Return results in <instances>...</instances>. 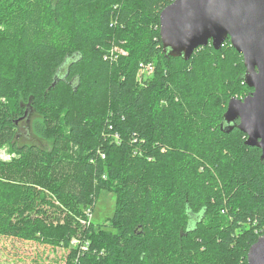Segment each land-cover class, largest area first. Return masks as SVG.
Instances as JSON below:
<instances>
[{
  "label": "trees",
  "instance_id": "trees-1",
  "mask_svg": "<svg viewBox=\"0 0 264 264\" xmlns=\"http://www.w3.org/2000/svg\"><path fill=\"white\" fill-rule=\"evenodd\" d=\"M172 1L0 0V148L15 153L0 159V251L32 264H248L264 231L261 149L221 130L250 89L244 59L229 39L166 57L157 18ZM141 62L154 66L147 85ZM26 104L51 149L18 141ZM101 187L117 197L102 226L87 215Z\"/></svg>",
  "mask_w": 264,
  "mask_h": 264
},
{
  "label": "water",
  "instance_id": "water-1",
  "mask_svg": "<svg viewBox=\"0 0 264 264\" xmlns=\"http://www.w3.org/2000/svg\"><path fill=\"white\" fill-rule=\"evenodd\" d=\"M159 32L166 57L188 60L197 48L211 42L220 49L227 39L242 54L241 79L253 90L230 98L221 130L244 132L245 143L261 149L264 164V0H173L160 12ZM247 263L264 264V234L250 246Z\"/></svg>",
  "mask_w": 264,
  "mask_h": 264
},
{
  "label": "rangeland",
  "instance_id": "rangeland-1",
  "mask_svg": "<svg viewBox=\"0 0 264 264\" xmlns=\"http://www.w3.org/2000/svg\"><path fill=\"white\" fill-rule=\"evenodd\" d=\"M1 9V8H0ZM151 8H147L148 12L150 11ZM1 16V15H0ZM157 20L159 21V16L157 18ZM4 26V23L1 22L0 23V28H2ZM146 28L142 27V32L140 33L141 36L145 37L146 35ZM118 50L121 53H125L126 55L127 50H123V48H118ZM145 76V77H144ZM153 78V75L151 73H148L147 75H142L141 77L138 78V81H136V83L138 82L139 84H145L147 85V82H151ZM237 97H240L239 95H236ZM26 109L28 110V114L27 117L30 119L29 121L31 122V117L33 114H35V112H30V106L27 105ZM20 128H19V142H23V141H28V142H34L37 143L38 145H40L41 147L47 148V149H51L52 147V142L49 140H45V139H39L36 135L33 134V132L30 130L29 126L27 127V123H26V118L20 120ZM28 121V122H29ZM30 124V123H28ZM15 156V153L12 152L10 150V148L6 145L2 148H0V159L5 160V159H10L11 157ZM116 194L115 192H113L112 190H109L108 188H100L96 194V199H95V204L94 207H90V213L88 214L89 220L92 221L93 223L97 224V225H104L108 222H110V218L112 217L114 210L116 208ZM87 222V221H86ZM264 234V231H260ZM262 235V234H259ZM10 244V241L8 242V245ZM35 245H37V247H41L42 244L40 243H32V247L35 248ZM11 246L9 245V248H7V252H3L2 250L0 251V264H32L31 261H24L21 260L19 258V255L13 256V255H9L8 256V252H13L11 251ZM28 252H33V248H28L27 249ZM35 251V250H34ZM48 253V252H46ZM59 256V255H57ZM57 256L55 257L52 253H49V258H57ZM15 257V258H14ZM43 257H45V254L43 255ZM55 264V263H53ZM58 264H61L58 261ZM64 264V263H63ZM228 264H233V263H228Z\"/></svg>",
  "mask_w": 264,
  "mask_h": 264
},
{
  "label": "built area",
  "instance_id": "built-area-1",
  "mask_svg": "<svg viewBox=\"0 0 264 264\" xmlns=\"http://www.w3.org/2000/svg\"><path fill=\"white\" fill-rule=\"evenodd\" d=\"M153 63H151V62H141L140 63V69H141V72H140V74H148V73H152V71H153ZM102 157L104 158L105 157V155L104 154H102ZM90 213V209L88 210V214ZM87 214V215H88ZM89 218V217H88ZM71 243L72 244H77V243H79V239L78 238H76V237H74V238H72V240H71Z\"/></svg>",
  "mask_w": 264,
  "mask_h": 264
},
{
  "label": "flooded vegetation",
  "instance_id": "flooded-vegetation-1",
  "mask_svg": "<svg viewBox=\"0 0 264 264\" xmlns=\"http://www.w3.org/2000/svg\"><path fill=\"white\" fill-rule=\"evenodd\" d=\"M252 90H253V88L250 87V89L248 90V93H250ZM248 93H247V94H248ZM245 96H246V95H245ZM242 97H244V96H242ZM20 122H21V121H20ZM16 136H17V138L19 139V132L16 134Z\"/></svg>",
  "mask_w": 264,
  "mask_h": 264
}]
</instances>
